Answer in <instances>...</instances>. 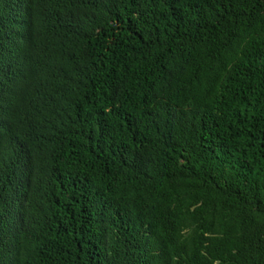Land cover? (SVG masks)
I'll use <instances>...</instances> for the list:
<instances>
[{
  "label": "trees",
  "instance_id": "1",
  "mask_svg": "<svg viewBox=\"0 0 264 264\" xmlns=\"http://www.w3.org/2000/svg\"><path fill=\"white\" fill-rule=\"evenodd\" d=\"M0 264H264V0H0Z\"/></svg>",
  "mask_w": 264,
  "mask_h": 264
},
{
  "label": "clouds",
  "instance_id": "2",
  "mask_svg": "<svg viewBox=\"0 0 264 264\" xmlns=\"http://www.w3.org/2000/svg\"><path fill=\"white\" fill-rule=\"evenodd\" d=\"M23 52L25 63L37 69L40 82L55 85L63 67V51L52 46L47 37L38 35L24 45Z\"/></svg>",
  "mask_w": 264,
  "mask_h": 264
}]
</instances>
